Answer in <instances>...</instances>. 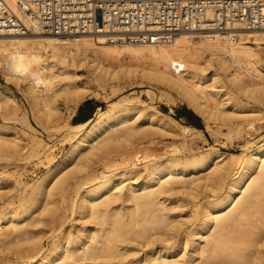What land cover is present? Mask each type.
Returning a JSON list of instances; mask_svg holds the SVG:
<instances>
[{"label": "bare ground", "instance_id": "1", "mask_svg": "<svg viewBox=\"0 0 264 264\" xmlns=\"http://www.w3.org/2000/svg\"><path fill=\"white\" fill-rule=\"evenodd\" d=\"M32 21L30 32L0 34V72L6 81L28 80L38 112L47 113L50 108L49 87L58 74L75 75L85 65L94 79L101 80L109 67L103 66L100 57L123 59L118 66L126 77L149 78L176 90L204 117L206 128L215 111L199 93L216 97L215 109L228 102L231 90L256 102L264 99V36L260 32L240 30L235 41L209 40L187 31L166 44H112L102 35H53L34 28ZM201 58H206L203 64ZM244 77L251 78L250 84ZM10 98L12 91L0 82V106L6 108ZM241 106L244 117L260 111L245 103ZM135 114L131 107L98 108L79 127L67 153L37 178L19 205L0 192V264L262 262L264 142L245 141L235 163L226 162L229 158L224 161L226 151L216 146L200 155L177 154L175 147L161 154L153 135H165L172 127L152 124L148 116L150 124L142 131L137 125L140 114ZM146 134L150 143L138 147L137 137ZM11 142L0 139L1 145L15 148ZM93 158L101 162L100 167L93 169ZM65 202L78 222L73 231L55 226V213H59L55 206ZM44 226L51 231L46 238Z\"/></svg>", "mask_w": 264, "mask_h": 264}, {"label": "rangeland", "instance_id": "2", "mask_svg": "<svg viewBox=\"0 0 264 264\" xmlns=\"http://www.w3.org/2000/svg\"><path fill=\"white\" fill-rule=\"evenodd\" d=\"M196 41L206 43L202 40ZM126 44L122 43V45ZM90 57L93 58L94 55H90ZM98 59L101 63L103 62L105 68L109 67L107 74L102 72L104 75L101 76V80L94 79L92 72L85 65H80L75 75L60 73L53 79L52 87H49L50 99H48L51 106L47 113L38 112L28 89L26 78H22L17 83L6 81L5 76L0 72V82L12 91V98L8 100V106L6 108L0 106L3 107L0 108V129L2 127L0 139L8 138L12 141L11 143L16 144L15 148L0 144V192L3 195L12 196L15 204L19 205L23 201L22 197L33 190L32 186L37 178L44 175L48 169L53 168L67 153L70 142L77 138L79 127L86 122L74 123L72 113L85 100H96L100 103L102 111H116L131 107L133 113L140 114L141 120L137 125L141 130L148 128L150 124L147 126L148 116L152 117V124L158 122L169 128L172 127L174 131L170 129L168 133L165 132V135L162 133V135H153L155 145L160 147L157 152L161 154L175 147V150L178 148L177 154L200 155L216 146L220 150L226 151L227 154L221 156L224 161L229 158L226 162L235 163L243 152L245 141L248 140L257 145L264 142V99L256 102L246 98L245 94L231 90L230 95L232 96L225 99L228 102L220 106L219 109H215L218 99L199 93L203 103L215 111L208 120L206 128L204 117L188 106L176 90L169 89L149 78H138L135 75L126 77L124 71L118 66L123 59L117 60L118 62L115 58L113 60L101 57ZM205 60L206 58H201L200 63L203 64ZM93 62L91 61V63ZM43 73L46 74L47 71ZM113 73L117 76H114ZM249 78H243L246 84H250L251 78ZM206 86L211 87V82H206ZM231 103H235V105L231 106ZM242 103L260 108V111L254 116H241L244 108L241 106ZM178 111H185L184 116L187 115V119L184 116L177 119L175 115ZM227 113L231 114L230 117L227 116ZM194 123H199L202 128L194 126ZM8 127L9 129H7ZM238 128L241 130L239 133ZM149 135L140 137L141 139L136 135L139 142L137 146L148 145L151 141L150 138L147 140ZM146 140L147 142H145ZM96 160L97 158L92 160V163L94 161L96 163L93 164V169L101 166V162ZM206 171L204 170V172ZM48 182L50 183V181ZM49 183L46 186H49ZM71 183L72 179L70 178L65 183L66 187L70 188ZM55 197L59 204L61 201L57 196ZM23 203L26 204V202ZM63 203L61 204L63 205ZM62 205L55 206L59 207V210L57 208L59 213H55L57 223L55 226L57 229L63 227L73 231L78 224L75 214L73 213L72 216L67 202H65L67 206ZM63 214H65L64 218ZM61 219H64L63 224L60 223ZM44 228V238H46L48 234H51V231L47 229V226ZM60 234L62 236V232ZM260 264H264V259Z\"/></svg>", "mask_w": 264, "mask_h": 264}, {"label": "built area", "instance_id": "3", "mask_svg": "<svg viewBox=\"0 0 264 264\" xmlns=\"http://www.w3.org/2000/svg\"><path fill=\"white\" fill-rule=\"evenodd\" d=\"M34 28L57 36L102 35L107 42L170 43L180 32L236 40L264 36V0H0V34Z\"/></svg>", "mask_w": 264, "mask_h": 264}, {"label": "crops", "instance_id": "4", "mask_svg": "<svg viewBox=\"0 0 264 264\" xmlns=\"http://www.w3.org/2000/svg\"><path fill=\"white\" fill-rule=\"evenodd\" d=\"M98 108H100V103L96 100H85L83 103L78 105V107L72 113V120L74 121V123L88 121L97 112ZM184 117L187 119V115H185ZM190 120L192 119L190 118Z\"/></svg>", "mask_w": 264, "mask_h": 264}, {"label": "trees", "instance_id": "5", "mask_svg": "<svg viewBox=\"0 0 264 264\" xmlns=\"http://www.w3.org/2000/svg\"><path fill=\"white\" fill-rule=\"evenodd\" d=\"M185 111H178L177 114L175 115L177 119H180L182 116H184ZM199 119V117H198ZM194 126L198 127V128H202V126L199 123H194Z\"/></svg>", "mask_w": 264, "mask_h": 264}]
</instances>
